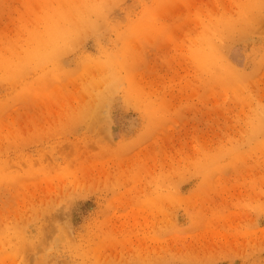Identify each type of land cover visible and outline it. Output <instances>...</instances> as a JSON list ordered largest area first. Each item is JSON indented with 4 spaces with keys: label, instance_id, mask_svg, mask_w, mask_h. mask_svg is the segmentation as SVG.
Segmentation results:
<instances>
[{
    "label": "rangeland",
    "instance_id": "obj_1",
    "mask_svg": "<svg viewBox=\"0 0 264 264\" xmlns=\"http://www.w3.org/2000/svg\"><path fill=\"white\" fill-rule=\"evenodd\" d=\"M0 264H264V0H0Z\"/></svg>",
    "mask_w": 264,
    "mask_h": 264
}]
</instances>
